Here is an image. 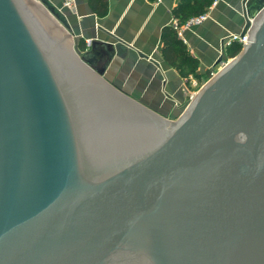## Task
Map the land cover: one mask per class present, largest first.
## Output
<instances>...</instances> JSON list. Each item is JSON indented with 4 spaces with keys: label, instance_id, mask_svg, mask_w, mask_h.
I'll return each instance as SVG.
<instances>
[{
    "label": "water",
    "instance_id": "95a60500",
    "mask_svg": "<svg viewBox=\"0 0 264 264\" xmlns=\"http://www.w3.org/2000/svg\"><path fill=\"white\" fill-rule=\"evenodd\" d=\"M35 1L0 0V264H264V0L175 121Z\"/></svg>",
    "mask_w": 264,
    "mask_h": 264
},
{
    "label": "crops",
    "instance_id": "0c3cea01",
    "mask_svg": "<svg viewBox=\"0 0 264 264\" xmlns=\"http://www.w3.org/2000/svg\"><path fill=\"white\" fill-rule=\"evenodd\" d=\"M50 1L65 16L69 32L62 30L72 40V49L81 55L90 49L91 42H111L114 53L102 79L164 118L183 101L188 78L197 82L221 68L224 63H215L220 56L224 62L227 48L221 50L222 42L239 35L244 26L242 0H74L72 9L63 8L61 0ZM251 2L248 0L246 6ZM204 13L206 19L182 30L179 38L195 63L194 74L184 78L165 62L161 33L175 18L185 20ZM137 52L158 62L160 70ZM104 58L96 57L99 66Z\"/></svg>",
    "mask_w": 264,
    "mask_h": 264
},
{
    "label": "trees",
    "instance_id": "16d2710c",
    "mask_svg": "<svg viewBox=\"0 0 264 264\" xmlns=\"http://www.w3.org/2000/svg\"><path fill=\"white\" fill-rule=\"evenodd\" d=\"M175 19L178 24H181L188 18L185 20H179L177 18ZM161 44V52L165 62L168 65L174 67L177 72L184 78H187L189 75L194 74V60L186 54L183 48V44L177 37V34L172 25H168L163 28L161 33ZM240 50L241 46L236 42H233L227 48L226 52L228 53V56L230 58H233Z\"/></svg>",
    "mask_w": 264,
    "mask_h": 264
},
{
    "label": "built area",
    "instance_id": "2783aa9c",
    "mask_svg": "<svg viewBox=\"0 0 264 264\" xmlns=\"http://www.w3.org/2000/svg\"><path fill=\"white\" fill-rule=\"evenodd\" d=\"M159 1L160 0H156V2H159ZM61 3H62L63 8L72 9L74 5V0H61ZM206 16L207 15L205 13L200 14L198 16L188 18L181 24H178L177 21L173 19V22L171 25L173 29L175 30L177 37L180 38L182 30L189 28L191 26L200 24L206 19ZM247 41H248V33H246L242 38H240L239 35H233V36H230L229 38H226L223 42V45L225 48H228L233 42H236L242 47ZM212 75L213 74L211 73V76ZM191 82H192V86L195 87L197 85V82L195 80H191Z\"/></svg>",
    "mask_w": 264,
    "mask_h": 264
},
{
    "label": "rangeland",
    "instance_id": "374dc122",
    "mask_svg": "<svg viewBox=\"0 0 264 264\" xmlns=\"http://www.w3.org/2000/svg\"><path fill=\"white\" fill-rule=\"evenodd\" d=\"M35 1V0H34ZM36 2V1H35ZM232 58H230L228 56V53L226 52V54L224 55V62L222 61L221 63H227L231 60ZM211 77V73H208V75L204 78H199L197 80V85L194 87L192 86V82L191 80L188 78L185 82V94H184V99L181 102L180 105H178L176 107V109L173 111L172 114H170L168 117H166L165 119L169 120V121H175L176 119H178L179 116H181V114L184 112L185 108L187 107V105L189 104V102L191 101L192 97L194 96V94L197 92V90ZM207 79V80H206Z\"/></svg>",
    "mask_w": 264,
    "mask_h": 264
}]
</instances>
